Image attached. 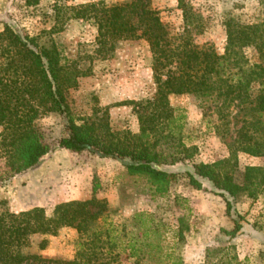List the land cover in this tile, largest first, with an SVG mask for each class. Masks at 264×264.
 <instances>
[{
	"label": "trees",
	"instance_id": "obj_1",
	"mask_svg": "<svg viewBox=\"0 0 264 264\" xmlns=\"http://www.w3.org/2000/svg\"><path fill=\"white\" fill-rule=\"evenodd\" d=\"M179 6L184 26L176 36L170 35L162 24L151 0L68 9L72 19L92 20L96 25L92 54L100 60L108 59L118 43L147 44L155 92L150 99L130 102L137 115L138 133H112L101 124L104 118L96 123L77 119L68 91L76 86L77 77L90 74V66L80 71L73 64L64 65L54 43L42 45L37 37H29L4 23L0 32V160L5 172L0 182L7 183L32 170L52 151L36 121L56 113L64 129L59 149L118 161L127 174L145 177L159 196L167 193L169 183L179 175H184L196 190L206 184L224 200L226 215L232 216L234 227L225 234L233 238L239 233L244 227L243 217L235 211V203L243 197L257 199L264 185L262 167L247 166L240 178L234 177L237 153L264 157V18L252 24L226 21L224 51L218 54L210 47L193 43L192 32L200 27V19L182 0ZM181 95L201 99L216 117L217 130L227 131L231 119L240 124L228 145V159L172 169L191 161L196 150L184 144L180 135L184 117L169 104L170 96ZM180 201L175 198V204ZM107 211L106 201L92 197L60 203L50 217L41 208L2 213L0 264H143L139 259L142 254L163 250L151 238L158 235L161 226L154 216L134 213L131 222L137 233L122 243L113 235V223H107ZM62 228L77 233L73 260L45 259L38 253L23 251L28 237L56 236ZM176 232L181 241V226ZM46 244V239H40L38 249L44 250ZM122 256L125 263L120 260ZM164 257L165 264H184L174 248Z\"/></svg>",
	"mask_w": 264,
	"mask_h": 264
},
{
	"label": "rangeland",
	"instance_id": "obj_2",
	"mask_svg": "<svg viewBox=\"0 0 264 264\" xmlns=\"http://www.w3.org/2000/svg\"><path fill=\"white\" fill-rule=\"evenodd\" d=\"M128 1L0 0V32L7 23L20 33L37 37L42 45L54 43L64 65L73 64L80 71L90 66V74L77 77L76 86L68 91V101L77 119L96 123L104 118L101 124L112 133L126 130L138 133L137 115L130 102L150 99L155 92L148 46L144 41L121 42L108 59L100 60L92 54L96 25L92 20L72 19L68 9ZM182 1L200 19V27L192 32L193 43L210 47L218 54L224 51L226 21L252 24L264 18V0ZM151 5L159 11L170 35L182 32L183 10L179 0H151ZM169 104L184 117L180 132L184 144L196 148L191 161L179 163L172 169H182L190 163L211 164L230 157L228 145L239 123L234 124L231 119L227 131L217 130L212 110L196 96H170ZM36 125L52 151L32 170L7 183L0 182V214L41 208L50 217L60 203L94 197L106 201L107 223H113V235L122 243L137 233L131 222L134 213H148L160 223L158 235L151 238L153 243L159 242L163 250L153 249L150 255L142 254L139 259L143 264H165L164 254L170 248L175 249L184 264H264V185L257 199L243 197L235 203V211L243 217L244 227L232 238L225 234L234 227L232 216L226 215L224 200L206 184L196 190L184 175H179L169 183L165 195H155L145 177L127 174L118 161L88 152L59 149L64 129L58 114L48 113L40 117ZM235 163L236 179L247 166L264 169V157L237 153ZM4 172L0 160V176ZM175 198L181 201L175 204ZM179 226L183 229L181 241L176 237ZM40 239L47 241L44 250L38 249ZM77 243V233L62 228L56 236L28 237L23 251L38 253L45 259L71 261ZM120 260L126 261L123 256Z\"/></svg>",
	"mask_w": 264,
	"mask_h": 264
},
{
	"label": "crops",
	"instance_id": "obj_3",
	"mask_svg": "<svg viewBox=\"0 0 264 264\" xmlns=\"http://www.w3.org/2000/svg\"><path fill=\"white\" fill-rule=\"evenodd\" d=\"M66 202H68V201H66Z\"/></svg>",
	"mask_w": 264,
	"mask_h": 264
}]
</instances>
